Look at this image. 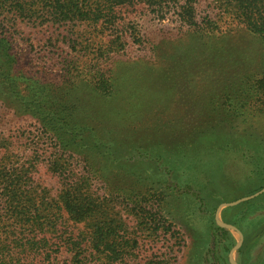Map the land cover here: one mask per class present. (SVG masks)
<instances>
[{
	"label": "rangeland",
	"instance_id": "obj_1",
	"mask_svg": "<svg viewBox=\"0 0 264 264\" xmlns=\"http://www.w3.org/2000/svg\"><path fill=\"white\" fill-rule=\"evenodd\" d=\"M194 5L198 21L209 14L220 19L221 29H235L236 22L215 15L220 11L209 0H196ZM134 8L124 12L114 28L78 19L57 22L50 16L36 21L0 17V32L10 42L16 69L25 77L61 83L75 75L86 79L98 69L114 73L117 99L99 111L108 116L106 123L113 128L114 138L120 146L124 143L120 154L126 155L117 162L107 161L108 179L112 184L123 179L113 185L136 188L134 194L138 187L143 192L151 189L143 217L149 218L151 210L160 223L158 230L152 219L142 223L133 200L128 203L110 195L104 181L88 176L86 193L92 202L99 197L107 212L121 217L125 232L138 239L134 251L116 264H155L158 260L231 264L230 258L236 264H264V39L236 29L221 49L196 55L194 59L205 62L191 64L182 73L173 69L175 53L193 40L190 35L194 33H185L187 27L171 11L160 19L146 5ZM116 33L121 35L119 46L111 44ZM217 59H222V67L211 63ZM177 85L182 89L177 90ZM176 117L183 120L177 130ZM189 122L197 125L193 134L202 129L195 142L211 145L210 150L201 151V170L196 174L174 166L168 157L170 137L179 151L190 149L188 142H181L184 137L191 139ZM209 125L213 127L206 128ZM0 137L5 139L0 141V153H6L15 165L39 167L34 177H41L56 198L61 180L48 170V160L58 146L39 123L0 101ZM112 146L109 150L117 157L120 154ZM61 157L75 178L83 173L85 165L79 155ZM61 164L62 160L57 162ZM115 171L120 174L117 179H113ZM61 214L57 226L63 232L67 229L64 237L87 247L86 222ZM169 223L174 231L163 233L161 226ZM70 257V252H62L59 260ZM81 262L92 264L93 259L82 256Z\"/></svg>",
	"mask_w": 264,
	"mask_h": 264
},
{
	"label": "trees",
	"instance_id": "obj_2",
	"mask_svg": "<svg viewBox=\"0 0 264 264\" xmlns=\"http://www.w3.org/2000/svg\"><path fill=\"white\" fill-rule=\"evenodd\" d=\"M195 2L196 0H0V17L36 21L50 16L52 21L57 22L78 19L114 28L118 26L124 12L131 11L140 4L146 5L160 19L171 11L187 27L185 33H194L190 35L193 40L175 53L173 69L182 73L191 68V64L205 62L194 58L203 52L216 51L224 46L236 29L264 39V0H209L220 11L215 15H219V18L225 16L236 22L233 31L221 29L218 24L220 19L214 20L209 14L198 21L195 17ZM115 36L111 44L119 46L121 35L116 33ZM221 60H212L211 63L222 67ZM15 64L10 42L0 32V101L16 114H29L33 117L43 133L58 146L56 153L52 152L53 156L49 157L48 170L61 180V188L56 198L52 197L44 180L39 176L34 177L39 167L35 164L27 167L15 165L6 153H0V264H87L81 262L82 256H90L92 264H116L134 251L138 239L125 232L121 217L117 213L107 212V207L105 209L99 197L95 198V203L92 202L94 199L86 193L88 176L104 181L110 195H119L128 203L133 200L139 208L141 218L145 214L144 204L148 207L151 202V196L146 197L151 195V189L143 192L138 187V192L134 194L131 192H136V188L121 185L116 189L113 185L123 183V179L114 181L116 183L113 184L108 179L111 171L105 165L107 161L117 162L126 155L120 154L124 143L121 142V147L114 138L113 128L106 123L108 116L104 111H99L103 110L105 103L117 99V79L114 73L98 69L89 73L88 78L84 77L86 79H79V75H75L72 80L66 77L61 83H52L41 78L25 77L16 69ZM173 84L176 85L175 82ZM178 87L182 89L177 85V90ZM85 90L88 93L83 94ZM80 93L83 96L80 97ZM193 102L195 100L191 101V106ZM182 121L180 117L175 118V130L183 127ZM189 123L191 139L184 137L185 141L181 142H188L190 149L186 153L179 151L178 144L173 143L170 137L172 149H168V157L174 166L196 174L201 170L198 161L201 151L210 150L211 145L195 142L194 139L201 134L202 129L193 134V131H198L197 125L194 127L195 124ZM212 127L213 125H209L206 128ZM0 141H5L4 137H0ZM111 145L116 149L115 154L120 155H112L109 150ZM70 154L79 155L85 165L83 173L77 178L75 173L68 171L65 159L61 157H70ZM60 160L62 164L57 166ZM119 177V172L115 171L113 179ZM61 211L74 221L86 222L85 226L89 230L87 247L73 242L70 237L65 238L63 234H69L67 229L64 232L58 229ZM148 213L149 218L143 217L142 223H151L152 219L158 230L160 223L154 214L151 216V210ZM161 228H164L163 233H167L169 230L173 232L175 227L169 223ZM62 252H70V259L59 260ZM155 264L166 263L158 260Z\"/></svg>",
	"mask_w": 264,
	"mask_h": 264
},
{
	"label": "water",
	"instance_id": "obj_3",
	"mask_svg": "<svg viewBox=\"0 0 264 264\" xmlns=\"http://www.w3.org/2000/svg\"><path fill=\"white\" fill-rule=\"evenodd\" d=\"M256 194H257V193H256ZM246 198H248V197H245V198H243V199H246ZM238 201H239V200H238ZM216 221H217V220H216ZM217 223H218L219 225H221L222 227H225V228H228V229H234L235 231L238 232V230H237L236 228H234V227H232V226H230V225L224 224V223L220 222L219 220L217 221ZM240 240H241V239H240ZM240 242H241V241H238V243H236V245L234 246V249L237 248V247L239 246ZM229 261H230L231 264H236L231 258H230Z\"/></svg>",
	"mask_w": 264,
	"mask_h": 264
}]
</instances>
